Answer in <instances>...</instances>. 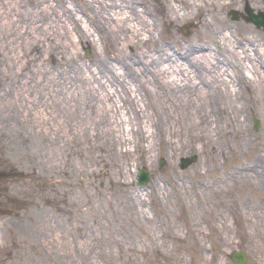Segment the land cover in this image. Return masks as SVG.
Masks as SVG:
<instances>
[{
  "label": "rangeland",
  "instance_id": "1",
  "mask_svg": "<svg viewBox=\"0 0 264 264\" xmlns=\"http://www.w3.org/2000/svg\"><path fill=\"white\" fill-rule=\"evenodd\" d=\"M138 1L151 10L145 0ZM229 1L219 15L225 16L226 27L233 35L246 39L261 34L264 38L262 29L242 19V15H246V4L251 7L254 3L263 10L264 0ZM64 2L72 8L74 17L90 14V7L86 4L90 0ZM153 7L150 17L157 14L154 19L160 22L163 38L176 41L178 46L183 40L191 39V35L199 43L214 41V37H209L206 32L207 37H203V33L197 30L200 27L198 18H193L192 22L164 24L161 20L164 7L161 4ZM211 8L215 9L205 7L199 17L210 20ZM230 9L237 12L238 19H231ZM219 25L216 21L215 26ZM242 25L249 26L251 32L243 31ZM70 32L77 42L71 24ZM60 42L63 44L64 40L61 38ZM85 42H78L80 51L77 55L88 62L94 48ZM85 46H89L88 56L84 53ZM97 46L102 48L100 40ZM59 50V55L67 57L64 46ZM48 66L47 69H51L27 81V88L19 89V84L17 89L13 86L9 94L0 95V264H74L69 258L77 261L76 264H234L229 254L236 249L246 252L247 264H264V175L259 173V183L254 182L255 175H247L249 172L245 175L237 173L229 180L222 175L230 170L238 172V166L246 165L256 157H259V170L264 172V89L247 92L240 79L242 89L237 105L226 107L233 120L212 133L210 142L205 138H194L180 151L175 149L173 142L176 138L173 134L168 136L165 126H161V134L153 129L152 139L143 140L132 135L130 125L124 123L121 136L134 139L135 149L131 144L116 148L99 147L94 136H86L83 130L66 129L65 133L63 127L71 126L74 119L69 120L66 116L62 122L58 111L51 117L53 122L58 121L60 131L53 129L50 122L41 124L42 130L38 125H29L38 110L44 109L49 116L47 106L57 92L56 97L64 96L62 84L69 82L68 68L73 65H64L61 60L49 61ZM55 86L59 89L56 93L53 91ZM14 95L22 98L23 103L25 100L26 105L16 108ZM232 97L235 98L233 92ZM119 109L120 114H130L127 107ZM7 115L15 118L13 123L21 126L22 130L18 127L21 131L18 136L4 124L3 117ZM196 116L195 113L185 115V140H188L192 128L191 118ZM143 124L148 128L151 123L144 119ZM22 135L27 137V142H22ZM166 138H170L169 141ZM149 141L152 144L150 157L147 153ZM210 145L214 152H211ZM76 150L82 152L81 159ZM103 150L107 151V162L93 161L94 156ZM193 154L197 155L196 162L180 167L181 158L185 157L187 161L193 158ZM29 156L33 162H29ZM162 156L168 160L167 166L166 163L160 165ZM68 157L71 162L65 166L61 164V168L53 164ZM34 164L35 168L31 166ZM138 166H145L149 170L147 174L152 175L142 185H137L135 180ZM119 168L122 175L117 174ZM100 169L110 174L105 171L100 178ZM200 180L203 183H199ZM99 181L103 182L100 189L97 186ZM154 182L158 187L152 193L151 184ZM138 187H144L146 191L141 188L139 191ZM125 188L140 193V197H136L131 192L132 199H127L133 204L131 208L123 204ZM85 192L89 199L79 205ZM99 192L105 197H99ZM68 207L67 213L75 214L76 219L68 218ZM70 208H77V212ZM78 218L85 233L78 237L72 230V236H75L72 238L67 231L78 222ZM55 247L60 250L54 251Z\"/></svg>",
  "mask_w": 264,
  "mask_h": 264
},
{
  "label": "bare ground",
  "instance_id": "2",
  "mask_svg": "<svg viewBox=\"0 0 264 264\" xmlns=\"http://www.w3.org/2000/svg\"><path fill=\"white\" fill-rule=\"evenodd\" d=\"M53 1L57 3L54 4ZM145 1L151 10L143 7L138 0H90V3H86L90 7V14L74 17V11L64 0H0V95L9 94L13 86L15 89L19 86V89L27 88V81L34 75L44 74L51 69H47L49 61L56 63L62 60L64 65H73L68 68L69 82L64 83V86L62 84L65 98L56 97L59 89L55 86V98L52 97L53 101L47 106L50 108L47 113L49 116L44 113V109L38 110L34 113L30 126L38 125L42 130L41 124L50 122L53 129L60 131L58 121L53 122L51 117L53 112L58 111L61 112L62 122L67 117L72 121L74 119L72 125L75 127L71 124L63 127L65 133L67 130H83L86 136H94L99 147L116 148L131 144L135 149L134 139L121 136L124 123L130 125L129 132L132 135L143 140L152 139L153 129L161 134V126H165L168 136L173 134L176 138L173 145L180 151L186 148L187 141L194 138L211 140L212 133L233 120L226 107L237 105L236 100L242 89L240 79L247 92L264 89V38L261 34L257 38L249 36L246 39L233 35L226 27L225 16L222 18L219 15L231 2L229 0ZM160 4L164 7L161 19L164 24L192 22L193 18H198L200 27L197 30L203 33V37H207L204 32L209 37H214V41L199 43L191 35V39L183 40L178 46L176 41L163 38L160 22L154 19L157 14L154 18L150 17L155 9L153 5ZM207 6H213L218 12L211 8L213 12L210 20L199 17ZM251 7L253 12L259 10V6L254 3ZM216 21L219 26H215ZM70 24L76 33L77 42L70 32ZM195 26L197 27L196 24ZM193 29L196 30L195 27ZM242 29L251 32L249 26H243ZM61 38L64 40L63 44L60 42ZM99 40L102 48L97 46ZM79 41L89 42L94 48L93 56L87 58L90 59L88 62L77 55V51H80L77 48ZM22 44L25 46L22 47ZM62 46L66 49L67 57L59 55V48ZM84 53L88 56L89 46H85ZM232 92L235 98L232 97ZM13 98L16 99L13 102L16 108L26 105L25 100L24 103L21 101L22 98L15 95ZM120 107H127L130 114H120ZM188 113L198 116L191 118L192 128L188 140H185V115ZM14 119L7 115L3 117V122L18 136L21 126L13 123ZM144 119L151 123L148 128L144 127ZM25 122L28 120L25 119ZM187 124L190 126V123ZM21 138L22 142H27L25 135ZM166 139L169 141L170 138ZM148 144L147 153L150 157L152 144L150 141ZM164 144H167L166 141ZM210 148L214 152L212 145ZM105 150L97 153L93 161L105 164L108 157ZM76 153L81 159L82 152L76 150ZM161 158L167 166L168 160L164 156ZM28 160L33 162L30 156ZM70 162L71 157H68L65 161L53 164L61 168V164L65 166ZM31 166L35 168V164ZM238 167L240 171L230 170L222 175L229 180L237 173L243 172L245 175V172H249L247 175H255L254 182L258 183L259 173L264 175L258 168L259 157ZM105 171L98 170L100 178ZM148 171L145 166H138L135 180L146 178ZM117 174H123L121 168L117 170ZM148 176H152L151 173ZM177 180L182 181L178 178ZM143 182L142 180V184ZM199 183L203 181L200 180ZM98 185V189L102 188L103 182L99 181ZM157 187L155 182L152 183L151 192H156ZM139 188L146 191L144 187ZM139 191L125 188V207H133L132 202H127V199H132L131 192L140 197ZM82 195L83 200L78 202L79 205L89 199L86 192ZM98 196L105 197L102 193ZM67 209L69 207L66 208V213ZM70 209L77 212V208ZM67 215L68 218L70 216L76 219L73 213L68 212ZM81 225L83 224L78 218V222H74L67 231L69 236H72V230L78 237L82 236L85 230ZM55 249L60 250L57 247L54 251ZM69 262L76 264L77 261L69 258Z\"/></svg>",
  "mask_w": 264,
  "mask_h": 264
},
{
  "label": "water",
  "instance_id": "3",
  "mask_svg": "<svg viewBox=\"0 0 264 264\" xmlns=\"http://www.w3.org/2000/svg\"><path fill=\"white\" fill-rule=\"evenodd\" d=\"M248 19L251 20L253 23H255L257 26L263 25L264 26V15H253L250 10ZM147 178V176H146ZM146 178H143L145 180ZM231 258L237 263V264H243L244 263V257L242 253H233L231 254Z\"/></svg>",
  "mask_w": 264,
  "mask_h": 264
}]
</instances>
